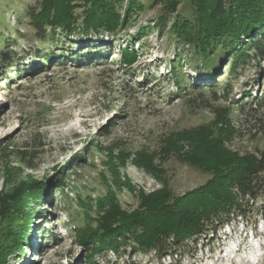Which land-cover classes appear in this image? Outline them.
I'll use <instances>...</instances> for the list:
<instances>
[{"label":"rangeland","instance_id":"1","mask_svg":"<svg viewBox=\"0 0 264 264\" xmlns=\"http://www.w3.org/2000/svg\"><path fill=\"white\" fill-rule=\"evenodd\" d=\"M140 1L146 8L128 31L95 40V46L83 37H71L76 50L71 55L79 59L78 65L56 64L50 72L8 88L15 72L1 59L2 53L7 52L2 39L11 41L20 31V16L28 9L38 10L41 0H0V212L7 205V196L24 183L38 181L49 187L44 196L39 190V196L26 198V209L31 216V230L26 232L29 238L24 251L13 249L6 264H85L87 251L78 244L77 227L86 225L84 211L89 210L83 207L91 203L94 207L98 199L106 196L108 185L112 186L105 163L113 148L115 155L119 151L146 150L159 157L162 142L170 134L210 125L219 113L229 108L228 117L234 128L243 133L229 146L240 151L264 150V59L250 58L233 70L227 65L232 61L230 54L217 66L209 63L207 68L201 58H196L195 65L183 66L179 71L184 75L181 79L184 86H192L189 96L179 98L168 74L175 50L155 32L135 43L137 56L131 65L126 66L119 59V51L129 45V37L139 27H153L162 14L161 6ZM179 12L190 14L189 4L184 1ZM22 36L17 38V49L25 44ZM80 46L87 48L86 51L109 49L115 56L109 60L87 57L89 52L78 56ZM253 54L251 50L250 55ZM195 94L208 107H190L187 100ZM158 157L156 162L161 164L176 195L208 179L176 158L161 163ZM120 171L122 177L131 180L136 191L151 193L162 187L159 181L132 164ZM72 186L80 191L85 204L79 203ZM118 199L127 211L139 205L136 193L127 189L119 192ZM251 205L253 210L246 220L232 221L216 236L211 233L205 236L202 244L174 250L172 255L135 252L127 247L120 254L111 251L96 254L95 262L254 264L258 258H251L259 254L263 257L259 264H264V216L258 215L264 212V205L260 202ZM93 207L89 215L96 217ZM8 220L9 214L0 218V228ZM19 222L10 219L15 229ZM6 231L0 232L1 244L8 241L4 236Z\"/></svg>","mask_w":264,"mask_h":264},{"label":"trees","instance_id":"2","mask_svg":"<svg viewBox=\"0 0 264 264\" xmlns=\"http://www.w3.org/2000/svg\"><path fill=\"white\" fill-rule=\"evenodd\" d=\"M144 1L161 6L162 14L153 27H139L129 37V45L119 51V59H123L126 66L131 65L137 56L135 43L146 40L155 32L175 50L168 74L172 76L179 98L189 96L188 91L192 89V86H184L181 80L184 75L179 71L183 66L195 65L196 58H201L207 68L209 63L217 66L230 54L232 61L227 65L233 70L250 58L264 59V0ZM184 1L190 7L188 15L179 12ZM145 8L140 0H41L38 10L28 9L20 16V31L13 39H2L1 44L6 45L7 52L2 53L1 59L15 72L8 88L18 80H30L48 71L56 64L72 62L78 65L79 59L71 55L76 51L72 46L73 35L83 37L95 46V40L128 31ZM21 35L25 44L17 49V38ZM79 49L78 56L89 52L87 57L100 56L105 60H109L114 52L109 49L93 51V48L86 51L87 48L82 49V46ZM187 102L192 108L208 107L196 94ZM228 114L229 108L219 113L210 125L170 134L162 142L159 157L146 150L119 151L116 155L115 148L110 150L105 165L112 177V186L107 184L106 196L94 203L96 217L89 215L93 210L92 203L83 207L89 210L84 211L86 225L77 227L78 244L87 251L85 264H96V254L110 251L120 254L127 247L135 252L172 255L174 250L202 244L205 236L209 233L216 236L232 221L246 220L253 210L251 204L260 202L264 205V150H233L229 143L242 137L243 133L234 128ZM157 157L161 163L176 158L207 175L208 179L204 184L176 195L161 164L156 162ZM77 160L81 161L79 157ZM129 164L151 175L162 187L151 193L142 189L136 191L131 180L121 175L120 170H125ZM48 188L44 183L29 181L7 196V205L0 212V218L9 214V220L0 232L7 229L4 236L8 241L0 243V264L7 263V256L13 249L24 251V243L29 238L26 232L31 230V216L25 200L39 190L42 195L46 194ZM71 189L76 190V187ZM124 189L136 193L139 198L138 207L132 211L123 209L118 201L119 192ZM76 191L79 203L85 204L80 191ZM12 203L14 205H8ZM258 215L264 216V212ZM10 219L21 221L16 229Z\"/></svg>","mask_w":264,"mask_h":264},{"label":"bare ground","instance_id":"3","mask_svg":"<svg viewBox=\"0 0 264 264\" xmlns=\"http://www.w3.org/2000/svg\"><path fill=\"white\" fill-rule=\"evenodd\" d=\"M260 249H263V247H260Z\"/></svg>","mask_w":264,"mask_h":264},{"label":"water","instance_id":"4","mask_svg":"<svg viewBox=\"0 0 264 264\" xmlns=\"http://www.w3.org/2000/svg\"><path fill=\"white\" fill-rule=\"evenodd\" d=\"M225 65V64H224Z\"/></svg>","mask_w":264,"mask_h":264}]
</instances>
